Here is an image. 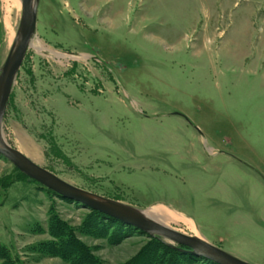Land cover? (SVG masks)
I'll return each instance as SVG.
<instances>
[{"label":"rangeland","instance_id":"374dc122","mask_svg":"<svg viewBox=\"0 0 264 264\" xmlns=\"http://www.w3.org/2000/svg\"><path fill=\"white\" fill-rule=\"evenodd\" d=\"M21 15L0 0V66ZM3 135L69 183L186 215L264 264V0H40ZM100 213L0 155V244L20 264H78L49 249L64 232L79 264H215Z\"/></svg>","mask_w":264,"mask_h":264},{"label":"water","instance_id":"95a60500","mask_svg":"<svg viewBox=\"0 0 264 264\" xmlns=\"http://www.w3.org/2000/svg\"><path fill=\"white\" fill-rule=\"evenodd\" d=\"M39 3L40 0H21L22 15L17 33L0 66V155L13 163L22 173L51 189L60 197L74 200L91 210L133 225L149 236L165 240L180 252L204 257L215 264H253L201 236L163 225L147 215L146 210L69 183L7 142L3 135V121L17 75L36 35Z\"/></svg>","mask_w":264,"mask_h":264},{"label":"trees","instance_id":"16d2710c","mask_svg":"<svg viewBox=\"0 0 264 264\" xmlns=\"http://www.w3.org/2000/svg\"><path fill=\"white\" fill-rule=\"evenodd\" d=\"M93 211L95 213H100L95 210ZM53 232L54 231L52 230V233ZM64 233L67 234L66 237H65V234L57 235V232L53 233V235L59 240L60 238L65 237V243H63V245L58 244L57 246L56 244L55 245L52 244L49 246V249L51 250L57 247V253H60V255H62L64 258L70 259L71 262L73 261V263L79 264L85 260L86 261L89 260L90 258L88 257L85 248H83V246L79 244V242H75L74 239L68 233L66 232ZM161 245L163 249H166L167 251H171V252L173 251V252L179 253L178 250L172 248L171 246H168L167 244L165 245V243L164 244L162 243ZM0 264H20V263L16 257L11 255L10 250L6 246L0 244Z\"/></svg>","mask_w":264,"mask_h":264},{"label":"bare ground","instance_id":"6f19581e","mask_svg":"<svg viewBox=\"0 0 264 264\" xmlns=\"http://www.w3.org/2000/svg\"><path fill=\"white\" fill-rule=\"evenodd\" d=\"M22 5V4H21ZM12 37H10L9 41L11 42ZM35 48L38 50L46 49L43 45H36ZM56 57H63L67 58L68 56L66 54H61L55 51H51ZM74 57V56H73ZM147 215H149L154 220L162 223L165 226L172 227V223H183L187 226V228L196 236H198L197 229L195 227L194 222L186 217L183 214L177 213L175 211L169 210L165 207H162L160 205H154L148 208L146 211Z\"/></svg>","mask_w":264,"mask_h":264},{"label":"crops","instance_id":"0c3cea01","mask_svg":"<svg viewBox=\"0 0 264 264\" xmlns=\"http://www.w3.org/2000/svg\"><path fill=\"white\" fill-rule=\"evenodd\" d=\"M186 216V215H185ZM187 217V216H186ZM189 218V217H188ZM191 219V218H190ZM192 220V219H191ZM193 221V220H192ZM195 223V221H193ZM195 226H196V223H195ZM197 227V226H196ZM198 229V228H197Z\"/></svg>","mask_w":264,"mask_h":264}]
</instances>
